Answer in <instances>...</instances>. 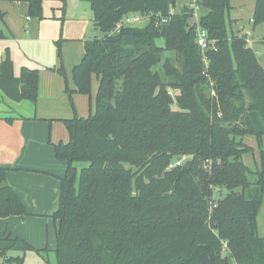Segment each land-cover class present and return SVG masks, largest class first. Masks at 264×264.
Returning a JSON list of instances; mask_svg holds the SVG:
<instances>
[{"label": "trees", "instance_id": "obj_1", "mask_svg": "<svg viewBox=\"0 0 264 264\" xmlns=\"http://www.w3.org/2000/svg\"><path fill=\"white\" fill-rule=\"evenodd\" d=\"M4 1L27 3L29 18H45V0ZM83 1L103 37L84 42L76 90L66 81L75 113L63 121L69 141L53 144L56 159L68 163L52 215L57 264H264L257 224L264 170L243 160L255 151L245 139L264 138V67L245 35L229 37L231 0H199L207 10L200 26L215 41L208 66L191 9L171 14L178 0ZM256 2L259 25L264 2ZM158 15L169 20L157 25ZM133 16L145 24L127 23ZM54 70L66 79L63 62ZM94 78L95 108L79 117L73 95L91 96ZM0 89L11 101L36 103L39 70L23 67L15 77L7 51ZM183 155L192 157L190 170H169ZM215 186L227 195L213 204ZM28 215L0 168V256L8 262L24 264L27 252H39L1 231L2 219ZM11 251L24 256L7 258Z\"/></svg>", "mask_w": 264, "mask_h": 264}, {"label": "crops", "instance_id": "obj_2", "mask_svg": "<svg viewBox=\"0 0 264 264\" xmlns=\"http://www.w3.org/2000/svg\"><path fill=\"white\" fill-rule=\"evenodd\" d=\"M68 2L63 23L61 0L44 1L43 20L28 17L27 3L10 2L7 7L0 3L4 13V20L0 22L7 28V32L4 27V32L0 30V43L6 44L14 63L15 77L20 76L23 67L39 70L36 103L11 101L0 89V168L7 170V183L20 196L29 213L25 217L2 219L1 231L5 236H19L39 252L46 253L50 251V226L51 232L54 230V242L57 240L58 223L52 215L59 209L60 179L68 167L67 162L56 159L53 144L69 141L63 121L75 115L66 93V81L54 69L61 67V53L69 88L76 90L73 69L84 57V42L97 37L90 4L82 0ZM61 23L64 27L60 49L57 39ZM238 35L247 37L264 67V24H254L252 15L248 29ZM1 52L0 65L6 54L2 48ZM97 89L98 81L94 78L91 96L73 95L79 117L87 118L94 110ZM255 139H245L254 150L257 148ZM42 229L47 230L46 236ZM55 244L57 246V241Z\"/></svg>", "mask_w": 264, "mask_h": 264}, {"label": "rangeland", "instance_id": "obj_3", "mask_svg": "<svg viewBox=\"0 0 264 264\" xmlns=\"http://www.w3.org/2000/svg\"><path fill=\"white\" fill-rule=\"evenodd\" d=\"M0 1H1L0 2L1 6L4 5L7 7V5L10 4V2L4 1V0H0ZM193 2H194V0H178L177 5L173 9V11L175 13H181L183 11L184 7L191 8L193 5ZM263 2H264V0H263ZM256 3H257L256 0H231L230 1V8L231 9L229 11V16H227L229 37L232 38L234 36H237L239 33H243L248 29V25L250 24V18H252V15L254 16V12L256 9ZM71 6L73 7V5H71ZM68 7H69V2L67 0L66 1V7H65V14H66ZM206 12H207V10L202 9L200 11V15H204V14H206ZM5 13H6V15H9V14H7L6 11H5ZM189 22H190V24L194 23L192 18L189 20ZM136 24L142 26L145 24V22L141 20V21L137 22ZM3 27L6 30L5 32H7V28L4 26V24H1V22H0V30L3 31ZM63 27H64V25H62V23H61L60 30H59V37L57 39V42L60 41L62 43V41H63V38H62L63 37ZM94 35L97 36L98 38L103 37V33L99 29H97V31H95ZM1 48L3 50V54H5V52L7 51L6 44L0 43V52H1ZM57 48H59L58 45H57ZM60 49H61V45H60ZM262 58H263V63H264V57H262ZM62 62H63V57H62ZM63 78L65 79V77H63ZM65 81L68 82L67 73H66ZM171 93L176 94V92H174V91H171ZM6 102H7V99H6ZM254 144H255V147H257V148H255L254 154L246 155L243 158V160L245 163L248 164V166L250 167V169L253 172H257L259 170H264V138L261 140L260 143L258 142L257 139H255ZM191 158L192 157L189 155H183L181 157H175L172 164H171L172 167L170 166L168 169L171 170V169L175 168V166L178 162L182 163V165H185L186 162L191 160ZM203 168L209 169L208 163H204ZM133 170L136 171L135 168H133ZM249 179L252 180L253 182L257 180L255 175H251L249 177ZM226 195H227V191H224L223 189H220L219 187L215 186L213 189L212 203L216 204L219 199L224 198ZM58 206L60 207V203L58 204ZM257 224H258L259 236L264 237V204L262 205L261 210L259 212ZM42 231L44 232L45 236H46V234H48L46 232L47 230L42 229ZM52 232H51V226H50L49 234H48V237H49L48 241H50L48 248L50 251H48V253L43 252V251H41L39 253L36 251H31V252H27L24 256L23 253H20L17 251H11L8 253L7 258L23 257L24 256L25 257L24 264H57L56 255L54 252V249L56 246L55 242L57 240L54 242V230H52ZM51 233H52V238H51ZM0 264H17V263L8 262V261H6V257L0 256Z\"/></svg>", "mask_w": 264, "mask_h": 264}, {"label": "built area", "instance_id": "obj_4", "mask_svg": "<svg viewBox=\"0 0 264 264\" xmlns=\"http://www.w3.org/2000/svg\"><path fill=\"white\" fill-rule=\"evenodd\" d=\"M192 11V19L194 21L193 25L196 27V42L197 45L199 46V48L201 49L202 55H203V61L205 63L206 66H208V58L206 56V52L210 49V48H214L215 49V41L210 40L209 38V34L207 32V30L201 28L200 26V11H201V7L199 4V0H194L192 7L190 8ZM171 14H175L174 11L171 12ZM156 23L157 25L161 24V23H166L169 18L165 17V18H161L159 15L156 17ZM143 20L142 17L140 16H133L130 17L127 20V23L129 24H136L137 22ZM215 93H213L214 95ZM176 166H182V163L178 162L176 164ZM172 167V165H171Z\"/></svg>", "mask_w": 264, "mask_h": 264}, {"label": "water", "instance_id": "obj_5", "mask_svg": "<svg viewBox=\"0 0 264 264\" xmlns=\"http://www.w3.org/2000/svg\"><path fill=\"white\" fill-rule=\"evenodd\" d=\"M191 168V161L186 162V164L184 165V170H190Z\"/></svg>", "mask_w": 264, "mask_h": 264}]
</instances>
